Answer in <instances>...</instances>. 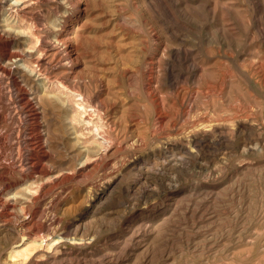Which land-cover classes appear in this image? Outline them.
I'll use <instances>...</instances> for the list:
<instances>
[{"label": "rangeland", "instance_id": "374dc122", "mask_svg": "<svg viewBox=\"0 0 264 264\" xmlns=\"http://www.w3.org/2000/svg\"><path fill=\"white\" fill-rule=\"evenodd\" d=\"M35 4L68 45L46 91L82 101V142L67 106L40 95L33 117L0 69V188L21 195L0 205V264H264V0ZM23 234L49 254L12 261Z\"/></svg>", "mask_w": 264, "mask_h": 264}, {"label": "bare ground", "instance_id": "6f19581e", "mask_svg": "<svg viewBox=\"0 0 264 264\" xmlns=\"http://www.w3.org/2000/svg\"><path fill=\"white\" fill-rule=\"evenodd\" d=\"M62 1L64 2L65 0H62ZM36 2H37V0H11V1L9 0V1H7L4 9L2 10V13H3L2 16H4L5 12H6L5 13L6 15L4 16L3 21L0 22V40H2L4 38V36H6V37L7 36H11V37H14L16 39V41H14V44L12 46H11L10 39H6L5 42L3 41L4 51L2 52V59H3L4 63L3 64L1 63L2 65L0 64V69L3 71V74L5 73V74L9 75L8 77L11 76L10 79H12V80H10V79L9 80L12 81V85L15 88V92H16L15 96L19 97V99L24 101V105H23L24 108L26 110L30 111L31 115L33 117L39 116L38 115L39 111H38L37 108H35L34 101L36 100L37 103H38V97L40 95H44L45 94L44 97H45V100H46L47 104H49V106H51L53 109L59 108V107H62V106L63 107L67 106V110L70 112L69 117H67L68 118V121H67L68 125H70L69 128L71 129V133L74 134V138L76 139V141L81 143L82 142V140L80 139L81 134L78 133V131L80 132V130H79V125L77 124L78 123L77 119H79V117H80L79 115H81V111H79L76 106H78V105L82 106V103H81L82 101L81 102H78V100L74 101L73 99H76V98L72 99L71 97L72 96L74 97V95L71 96V94L67 95V94H63L62 92L61 93H56V92H47L46 91L47 89H52V87H53L51 85L52 81L50 82L49 80L51 79V77H54L52 75H51V77H49L50 75L46 74L45 70L48 69L46 67V64L49 63L48 59H50V57H52L54 54L55 55L56 54H58V55L61 54L62 56L59 55V57L61 58V61H63V63L67 64V61H68V59H70L71 56H70V53H67L66 49H63V48H62L63 50L61 49L60 45H63L64 42H63V40L56 38V36L58 34H56L54 37H51V36L49 37L47 35V33L45 35L42 34V32H43L42 29H45V27H43L44 25L41 26L40 24H36V20H35L37 11H36V13L34 12V5H36L35 4ZM39 16H40L39 19L42 20L43 15H39ZM53 24H54V22L52 23V25ZM39 27H41V28H39ZM67 46L65 45V47H67ZM45 67H46V69H45ZM14 69L19 74L18 78L16 76H13V70ZM2 71H1V73H2ZM32 78H34L35 80H38L39 84L37 85L36 90L33 93L32 92L30 93V92H28L29 89H26L27 88L26 87V82L28 80L32 79ZM22 83H25V86ZM27 86H29V85H27ZM40 88L41 89L43 88V90H44L43 94L39 93ZM38 89H39V91H38ZM15 92L13 91V93H15ZM31 95H33V96L31 97ZM60 101L62 102V106L59 104ZM65 102H67V104H65ZM75 102H77L78 105L77 104L75 105ZM83 107H84V104H83ZM77 111H79L80 114H78ZM82 113H83V111H82ZM35 120H36V118H35ZM32 121H33V119H32ZM96 125H95V128L100 126V125H97V127H96ZM92 127H94V126H92ZM37 129H39V128H37ZM98 130H99V128H98ZM38 134H40V133H38ZM105 138H107V137H105ZM41 139H43V138H41ZM97 140L95 142V143L98 142L97 145H96L97 147L95 149L97 151L96 153H98V150H99L100 146H102V145H103V147L106 146V144H104L103 142L97 141ZM106 140H108V139H106ZM103 141H105V140H103ZM202 141H203V138H198V139H195L193 141V143H194L195 146H197ZM174 143H175V141H174ZM39 144H40V142H39ZM39 146H43V145L40 144ZM177 148H178V146H177ZM40 162L42 163V161H40ZM25 166H26V162H25ZM46 166H47V164L45 165V164L42 163V164L38 165L36 168L38 169V171L47 172L49 168L47 169ZM41 172H40V175H41ZM30 181H29V183H30ZM34 182H37V181H33V183ZM33 183H32V185H33ZM30 184H29V186H30ZM36 184H38V182ZM40 186L42 187V185H40ZM40 186H38V187L40 188ZM25 187L28 188V186L26 185V186L22 187V189L25 188ZM32 188H33V186L29 187V189H30L29 193H31V194H29V196L26 194L27 196L24 195V197H22V198H25V199H23V201L25 200V203H27L24 207H21L22 211H24V212L26 210H24L23 208H26L27 205L31 206L32 203H34V201H37V199L34 198L33 195H32L33 194L32 190H31ZM14 191H15V189H14ZM18 191H20V189ZM22 193H23V190H22ZM25 193H27V191H25ZM5 195H7V196H5ZM4 196H5V199H3ZM17 196L20 197L21 195L20 194L16 195V191H15L14 194H10V192L7 193V191L5 192L3 188H0V205L4 208L5 211H8L9 208L11 207V203L17 198ZM22 196H23V194H22ZM20 199H21V197H20ZM18 200L16 199V203H17ZM16 203H15V205L17 206L19 201H18L17 204ZM2 207H1V210H2ZM14 208H12V212H13ZM10 212H11V210H10ZM3 213H4V211H3ZM41 229L42 228H39L38 231H42ZM28 230H29V227H28ZM25 233H29L27 231V228H26V232ZM23 235L24 236L28 235L26 237L27 240L24 239V241L21 244L16 245V247L17 246L19 247V246L23 245L22 248H19V249L18 248H15V249L13 248L11 250L10 256L13 259V260L11 259L12 261H14V259L16 261V260H19L21 258H23V259H21L22 261H27V259H29L30 257L33 258V255L37 256V257H42V256H45L43 253L49 254V251L46 250L48 248L44 249L42 254L40 253L41 252L40 249H38V251H36L34 254H32L33 252L31 250H32V248L34 247V245L36 244V242L38 240H36L37 238L36 239H34V238L32 239L31 236H29V234H23ZM39 235H41V234H39ZM42 239H43V237H42ZM71 239L73 240L71 242V244H73V245H87V244H89L91 242V241H88L87 238H85L83 236H80V237H77V236L73 237L72 236ZM44 240L45 239H43L42 241L44 242ZM42 241L40 243H42ZM66 241H68V240H66ZM52 244L54 245V243H52ZM52 244H50V245H52ZM49 247H51V246H49ZM19 257H21V258H19ZM42 260H44V259H42Z\"/></svg>", "mask_w": 264, "mask_h": 264}]
</instances>
